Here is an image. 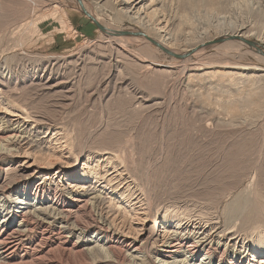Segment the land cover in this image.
I'll use <instances>...</instances> for the list:
<instances>
[{"label": "rangeland", "instance_id": "rangeland-1", "mask_svg": "<svg viewBox=\"0 0 264 264\" xmlns=\"http://www.w3.org/2000/svg\"><path fill=\"white\" fill-rule=\"evenodd\" d=\"M184 1H169L183 31L193 37L196 29H219L214 18L218 0L199 6L197 19L188 15ZM227 2L233 5L227 22L248 25L250 40L262 46L257 35L264 11L254 9L252 0ZM85 3L101 24L124 36L138 35L132 23L114 20V0ZM121 44L127 43L104 35L74 0H0V79L6 90L0 120L35 131L15 158L36 170L35 178L55 170L79 176L85 173L82 164L89 155L112 154L108 161L99 154V181L85 188L73 182L75 177L49 178L47 173L46 201L35 207L50 205L54 196L69 200L73 194L94 192L102 199L98 211L111 220L120 241L138 243L150 234L153 218L159 220L163 210L175 207L198 229L217 227L214 242L218 240L221 250L212 262L220 255L229 264H258L261 257L248 255L241 245L264 240V72L254 68H264V58L231 44L209 47L198 57L202 69L191 71L194 80L177 81L170 59L150 46ZM51 63L53 86L47 87L33 76ZM28 116L44 124L36 130L26 121ZM79 154L70 169L67 159L74 162ZM94 161L91 166L99 163ZM11 172L9 178L21 176ZM234 201L242 206L231 220L226 206ZM148 206L156 216L148 214ZM77 235L71 239L77 240ZM88 237V247L95 246L96 235ZM162 237L158 226L150 243L155 240L154 247L163 249ZM176 256L185 259L183 252ZM201 256L186 258L183 264H205ZM100 261L96 264L106 263Z\"/></svg>", "mask_w": 264, "mask_h": 264}, {"label": "bare ground", "instance_id": "bare-ground-1", "mask_svg": "<svg viewBox=\"0 0 264 264\" xmlns=\"http://www.w3.org/2000/svg\"><path fill=\"white\" fill-rule=\"evenodd\" d=\"M74 1L81 12H85L92 17V20L104 35L121 39L124 43H127L121 44L123 46L128 45V43H134L141 48L150 46L162 58L170 59L172 62L168 66L171 70L176 71L175 80L177 81L185 78L188 82L194 80L196 76L194 77V73H191V71L196 72V70L202 69V63L198 61L201 58L198 59V57H201L209 47H221L231 44V46L235 45L244 51L253 52V54L264 58V25L260 35H257L262 43L261 46L250 40L253 33L248 30V25L242 23L234 27L227 22L228 11L233 12V5L228 4L227 0H221L222 5L221 1L218 0L216 6L218 9L214 12L216 14L214 15L216 25L219 29L210 31L211 33H208L204 28L200 32L196 29L192 34L193 37L175 23L176 18L173 15V8L169 4L170 0H114L116 4L114 20L121 22L124 19L139 28V31L136 32L138 35L135 37L124 36L117 33L110 26L101 24L98 18L94 17L89 9L87 10V3H85L87 0ZM89 1L98 3L99 0ZM206 1L209 0H186V2L184 1L185 10L191 18L196 17L197 19L201 13L199 6H203ZM251 4L254 9L264 11V0H252ZM173 7H176V5ZM116 51H119V49ZM51 65L53 64L45 65L39 76H33L37 78L36 81L42 82L41 84L47 87L53 86L50 74L53 73L54 68ZM254 68L258 72H264L263 67L256 65ZM46 73L48 75L44 77ZM215 74L218 75L217 72ZM232 74L237 77L244 76L242 72H233ZM4 87L5 82L0 79V102L5 100L6 95L4 93L6 90ZM0 121V161L5 158L0 164V215L2 217V221H0V264H96L100 260L106 262L105 264H183L186 258L192 260L198 253L202 255L201 261L204 259L205 264H229L228 259L226 260L220 255L216 263L212 262V258L221 250V244L218 240L214 242L213 233L216 232L217 227L210 230L208 226L207 231L204 228L198 229L197 223L190 216L178 212L175 207L169 206L173 210H163L164 214L160 216L159 220L152 219L151 232L141 243L135 240L120 241L119 237L114 234V230L111 229V220L108 222L98 211L102 199L99 194L94 192L73 194L69 197V200L67 198L61 200L54 196L51 198L52 200L49 198L52 202L50 205L35 207L34 204L37 206V204L46 201L43 183L46 181L47 173H52L51 175L48 174L49 178L56 174L65 176L67 179L75 177L76 179L73 182H76V185L79 184L80 188H85L88 183L99 181L97 167L100 162L111 159L112 154L106 151L102 154L97 152V155L91 157L89 155L82 164L85 173L79 176L73 175L74 173H61L59 170H55L47 171L45 176H42L43 178L35 177V179L33 174L36 170H31L29 166H25L24 163L15 158L22 146L25 147L30 141L35 131L32 128L23 129L19 122L13 124L10 121ZM26 121L35 124L36 130L44 124L41 120L31 119L29 116ZM99 154L101 156L105 155L103 158L105 160L101 161ZM79 155L74 159V162L67 159L69 162H66L72 165L70 169L76 167L78 157H82L81 154ZM94 159V162H100L91 166ZM11 171L21 176L9 178L8 173H12ZM146 182L144 181L143 184L145 188L147 186ZM112 190L107 194L109 195ZM144 191L147 193L148 188ZM11 194H15V196L11 198ZM114 198L121 200V194H116ZM241 206V201H234L226 206L229 213L227 217L230 215L231 220H233V216ZM91 211L96 212L97 216L93 215ZM147 211L150 216L157 215V211L153 214L152 208L149 206ZM184 225L186 226L183 228ZM187 225L192 226V229H189ZM158 226L163 230V249L154 247L155 240L152 244L150 243V239L157 231ZM168 232L171 233L167 234ZM221 232H219L220 235ZM228 232L225 233L228 234ZM87 233L96 235L95 246L88 247L92 237L85 238ZM75 234H78L77 240L73 241L71 237ZM80 236H82L81 239ZM257 240L253 239L250 244L241 245V247L247 250L248 255L261 257L258 264H262L264 263V260H262L264 259V240ZM117 243H119V246L115 245ZM181 252L185 255V259L177 260L176 255ZM220 253L224 255L223 252ZM138 256H141V258ZM155 256L159 257L155 258ZM153 257L154 260H152ZM231 259L236 262L235 259ZM190 260L184 264H191Z\"/></svg>", "mask_w": 264, "mask_h": 264}, {"label": "water", "instance_id": "water-1", "mask_svg": "<svg viewBox=\"0 0 264 264\" xmlns=\"http://www.w3.org/2000/svg\"><path fill=\"white\" fill-rule=\"evenodd\" d=\"M85 15H87L91 20H92V17H90L88 14H86L85 12H83ZM93 21V20H92ZM94 22V21H93ZM95 23V22H94ZM96 24V23H95ZM97 25V24H96ZM98 27V26H97Z\"/></svg>", "mask_w": 264, "mask_h": 264}]
</instances>
